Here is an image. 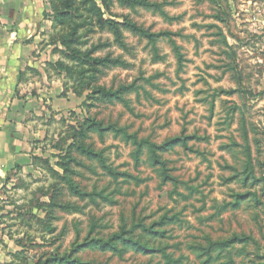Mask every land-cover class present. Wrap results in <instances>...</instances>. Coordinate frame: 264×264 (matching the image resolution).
I'll return each mask as SVG.
<instances>
[{"label":"rangeland","instance_id":"374dc122","mask_svg":"<svg viewBox=\"0 0 264 264\" xmlns=\"http://www.w3.org/2000/svg\"><path fill=\"white\" fill-rule=\"evenodd\" d=\"M47 4L38 51L73 105L30 107L40 135L33 167L0 191L4 252L264 264V0Z\"/></svg>","mask_w":264,"mask_h":264},{"label":"crops","instance_id":"0c3cea01","mask_svg":"<svg viewBox=\"0 0 264 264\" xmlns=\"http://www.w3.org/2000/svg\"><path fill=\"white\" fill-rule=\"evenodd\" d=\"M47 2L0 0V191L8 187L18 171L34 165L33 140L40 135L35 127L40 114L30 107L41 105L43 116L51 108L67 110L73 105L71 99L52 95L60 82L49 79L44 69L48 55L38 51ZM39 84L41 88V84H46L44 92L40 91V99H32L28 93ZM0 264H15L1 247Z\"/></svg>","mask_w":264,"mask_h":264},{"label":"trees","instance_id":"16d2710c","mask_svg":"<svg viewBox=\"0 0 264 264\" xmlns=\"http://www.w3.org/2000/svg\"><path fill=\"white\" fill-rule=\"evenodd\" d=\"M105 23H107V22L105 21ZM110 25H112V24H110ZM113 25H116V24H113ZM124 26L131 28L134 32L141 33L142 35H144L147 38H154V36L148 35L145 31L141 30L140 28H138L135 25H132V24H129V23H125ZM155 37H157V36H155Z\"/></svg>","mask_w":264,"mask_h":264}]
</instances>
